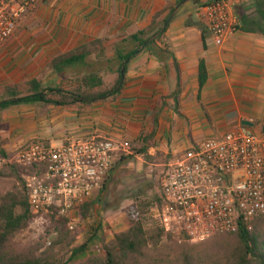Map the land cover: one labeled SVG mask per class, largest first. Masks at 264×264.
Segmentation results:
<instances>
[{
	"label": "crops",
	"instance_id": "crops-1",
	"mask_svg": "<svg viewBox=\"0 0 264 264\" xmlns=\"http://www.w3.org/2000/svg\"><path fill=\"white\" fill-rule=\"evenodd\" d=\"M194 2L184 0L171 15L157 43L164 52L161 59L142 51L127 64L116 96L91 104L19 105L1 111L0 154L13 157L33 142L59 148L73 140L105 137L114 143V163L134 154L166 168L205 139L237 129L262 134L264 37L234 33L217 46L205 33L203 42L199 25H204ZM167 5L174 6L175 0H37L36 11L18 23L0 48V99L6 87L39 79L54 58L92 39L104 40L111 57L114 43L146 30ZM242 9L257 19L253 3ZM201 61L207 80L199 89ZM109 77L111 85L116 76ZM77 84L56 75L42 80L43 88L64 92Z\"/></svg>",
	"mask_w": 264,
	"mask_h": 264
},
{
	"label": "built area",
	"instance_id": "built-area-1",
	"mask_svg": "<svg viewBox=\"0 0 264 264\" xmlns=\"http://www.w3.org/2000/svg\"><path fill=\"white\" fill-rule=\"evenodd\" d=\"M251 2L209 0L199 8L215 45L238 33L235 9ZM36 7L37 0H0V48ZM113 152V141L105 137L73 140L59 148L41 142L23 147L11 161L23 171L31 215L55 216L74 231L79 208L113 170ZM160 201L149 216L179 245L233 234L240 225L251 231L252 222L264 216V135L237 129L187 149L166 166Z\"/></svg>",
	"mask_w": 264,
	"mask_h": 264
},
{
	"label": "trees",
	"instance_id": "trees-1",
	"mask_svg": "<svg viewBox=\"0 0 264 264\" xmlns=\"http://www.w3.org/2000/svg\"><path fill=\"white\" fill-rule=\"evenodd\" d=\"M183 1L175 0L174 6L167 5L162 13L154 17L153 23L146 30L139 31L114 43L111 57L106 55L104 40L92 39L71 52L54 58L41 72L39 79L28 81L19 88L16 86L6 87L0 99V112L19 105L49 104L65 107L77 103L91 104L116 96L124 85L126 66L134 57L142 51H147L158 59L164 56V52L159 50L157 43L165 33L171 15ZM208 1L206 0V2ZM252 3L256 8L257 19L254 20L249 15L244 14L242 11L243 6L236 8L235 14L238 20L236 30L241 34H258L264 37V0H252ZM164 12H167V15L163 21L156 23L155 21ZM164 25L166 26L162 29ZM199 29L204 42L205 28L199 25ZM50 75H56L65 81L72 79L73 83L77 82L78 84L73 90L67 92L58 88H43L42 80ZM108 76H116V79L109 87H105L103 80ZM206 80V70L201 61L198 68L199 89L203 87ZM262 132L264 133V127ZM138 152L145 155L144 150ZM0 156L5 158L3 153ZM21 182V189H15L13 192L0 195V254L4 244L14 234L25 229L37 217L30 213L23 181ZM103 190L104 185L96 191L94 199L79 208L81 221H84L91 213L97 198ZM160 202V200L157 201V205ZM47 218L62 230L68 232L65 220L51 215ZM127 224L129 227L126 231L114 236V245L108 248L103 264H121L120 259L122 256L140 255L146 246L144 224L137 219V211L134 207L129 208L127 211ZM232 235L236 238L239 249L231 261L226 264H264L263 216L256 218L255 222L251 224V231L240 225ZM93 238L94 236L77 249H74L69 262L76 255L81 254ZM0 264H47V260L29 254V256H23L19 261L12 262H2L0 258Z\"/></svg>",
	"mask_w": 264,
	"mask_h": 264
},
{
	"label": "rangeland",
	"instance_id": "rangeland-1",
	"mask_svg": "<svg viewBox=\"0 0 264 264\" xmlns=\"http://www.w3.org/2000/svg\"><path fill=\"white\" fill-rule=\"evenodd\" d=\"M205 2L206 0H195L194 5L198 10ZM109 79V76L105 77V87L110 85ZM131 151L134 152L132 148ZM11 160L12 157L5 158L4 163L0 164V195L22 188L23 171ZM152 161L153 158L148 156H122V159L114 163L112 174L103 182L104 190L88 217L81 221L80 213L78 214L74 231L68 233L49 221L47 216H37L4 244L0 254L2 262L19 261L23 256L33 254L35 257L45 258L47 264H103L108 248L114 245V236L129 227L127 211L131 207L137 211V219L144 224L147 244L140 255L122 256L121 264L230 262L239 249L234 235L215 237L201 244L179 245L166 236L158 223L149 216L150 210L160 200L161 178L165 171V168L155 167ZM92 236L94 238L85 250L69 262L72 251Z\"/></svg>",
	"mask_w": 264,
	"mask_h": 264
},
{
	"label": "water",
	"instance_id": "water-1",
	"mask_svg": "<svg viewBox=\"0 0 264 264\" xmlns=\"http://www.w3.org/2000/svg\"><path fill=\"white\" fill-rule=\"evenodd\" d=\"M165 26H166V25H164V26L162 27V29H164ZM243 124L246 125V126H251V124H250V123H247V122H244Z\"/></svg>",
	"mask_w": 264,
	"mask_h": 264
}]
</instances>
